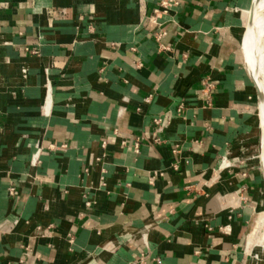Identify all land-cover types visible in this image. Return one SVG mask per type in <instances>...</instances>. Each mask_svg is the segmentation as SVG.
<instances>
[{"label": "crops", "instance_id": "1", "mask_svg": "<svg viewBox=\"0 0 264 264\" xmlns=\"http://www.w3.org/2000/svg\"><path fill=\"white\" fill-rule=\"evenodd\" d=\"M159 1L0 0V264H241L251 0Z\"/></svg>", "mask_w": 264, "mask_h": 264}, {"label": "bare ground", "instance_id": "2", "mask_svg": "<svg viewBox=\"0 0 264 264\" xmlns=\"http://www.w3.org/2000/svg\"><path fill=\"white\" fill-rule=\"evenodd\" d=\"M250 5L252 8H241L238 12L243 19V29L246 27L242 38L245 63L263 95V100L258 107L262 143L255 156L259 159L258 166L264 167V0H251ZM246 158L250 159V157ZM258 218L264 220V214Z\"/></svg>", "mask_w": 264, "mask_h": 264}, {"label": "rangeland", "instance_id": "3", "mask_svg": "<svg viewBox=\"0 0 264 264\" xmlns=\"http://www.w3.org/2000/svg\"><path fill=\"white\" fill-rule=\"evenodd\" d=\"M258 140H253L249 145L242 148L240 153L245 154L243 161L238 163V165L247 166V167H257L258 165V157L256 155V151L260 150V145L253 147L258 144ZM246 157H250L247 159ZM241 159V160H242ZM226 165H231L230 162H226ZM224 164V165H225ZM260 168V166H258ZM258 214V215H257ZM264 214V195L262 194V199L257 202L252 208V220L250 222L249 227L253 223L255 216L260 217ZM260 215V216H259ZM256 218L252 227V236L249 237L244 242L242 247V255H241V264H264V220L260 218ZM261 221V222H260ZM250 228L248 229V231ZM248 236V235H247ZM259 260V261H258ZM262 261V262H261Z\"/></svg>", "mask_w": 264, "mask_h": 264}, {"label": "built area", "instance_id": "4", "mask_svg": "<svg viewBox=\"0 0 264 264\" xmlns=\"http://www.w3.org/2000/svg\"><path fill=\"white\" fill-rule=\"evenodd\" d=\"M179 4L180 0H160L159 9L154 11L153 20L159 18L160 14H167L170 11H176L179 8Z\"/></svg>", "mask_w": 264, "mask_h": 264}, {"label": "water", "instance_id": "5", "mask_svg": "<svg viewBox=\"0 0 264 264\" xmlns=\"http://www.w3.org/2000/svg\"><path fill=\"white\" fill-rule=\"evenodd\" d=\"M252 5H253V3H252ZM250 7L252 8L251 5H249L247 8H250ZM242 35H243V23H242L241 36H240V48H241L242 55H243L242 40H241V39H242ZM243 58H244V65H245V68H246V70H247V72H248L249 77L251 78L252 82L254 83V86H255V89H256V93H257V106L259 107L260 103H261L262 100H263V95H262V92H261L259 86L257 85L256 80H255V78L253 77L251 71H250V70L248 69V67L246 66L244 55H243ZM258 118H259V117H258ZM258 120H259V119H258ZM259 121H260V120H259ZM260 169H261V174H262V179H263V184H264V167H260Z\"/></svg>", "mask_w": 264, "mask_h": 264}]
</instances>
